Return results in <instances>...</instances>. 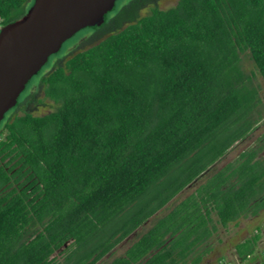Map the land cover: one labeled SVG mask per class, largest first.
I'll list each match as a JSON object with an SVG mask.
<instances>
[{"label":"trees","instance_id":"1","mask_svg":"<svg viewBox=\"0 0 264 264\" xmlns=\"http://www.w3.org/2000/svg\"><path fill=\"white\" fill-rule=\"evenodd\" d=\"M33 1L0 0V28ZM150 2L130 0L113 32L41 75L29 102L40 91L52 111L11 107L0 121V264H96L255 129L241 56L264 80V0H177L138 17ZM262 149L240 151L106 264H199L218 229L264 209ZM260 239L257 227L237 258L263 264Z\"/></svg>","mask_w":264,"mask_h":264},{"label":"water","instance_id":"2","mask_svg":"<svg viewBox=\"0 0 264 264\" xmlns=\"http://www.w3.org/2000/svg\"><path fill=\"white\" fill-rule=\"evenodd\" d=\"M126 1L34 0L22 17L1 27L0 121L55 57L72 49Z\"/></svg>","mask_w":264,"mask_h":264},{"label":"rangeland","instance_id":"3","mask_svg":"<svg viewBox=\"0 0 264 264\" xmlns=\"http://www.w3.org/2000/svg\"><path fill=\"white\" fill-rule=\"evenodd\" d=\"M127 0L111 17H109L103 24L94 29L91 33H89L84 39H82L78 44H76L72 49L82 50L86 49L97 42H99L103 37L113 32L110 30L114 26V19L119 16L121 9L129 2ZM177 0H159L155 7L158 9H166L168 7L173 6ZM153 7V6H152ZM150 11L149 7L141 10L138 14V17L144 16L148 14ZM126 25V23L124 24ZM98 36V37H97ZM95 37V38H94ZM72 49L64 53L59 57H55L50 67L41 75L45 74L53 64L65 57ZM242 68L246 74H249L252 77V84L257 89L258 99L260 104L258 106V110L251 113L250 115L246 114L245 122L249 120H254L255 117L261 113V118L258 123L255 125V129L243 140L234 144L228 152L224 155V157L220 160V162L213 165L210 171L207 173L209 175L216 172L221 166L225 163L233 160L240 151L246 149L250 146H263L262 154H264V80L255 72L252 67V64L247 55H242ZM41 75L35 80V82L29 87L28 92L37 86L38 81ZM27 92V93H28ZM26 93V94H27ZM25 94V95H26ZM24 95V96H25ZM23 96V97H24ZM22 97V98H23ZM21 98V99H22ZM55 107V104L43 97V94L39 91L33 102L30 103L25 110L29 111L33 115H43L50 111H52ZM16 113L19 114L20 111L16 110ZM248 115V116H247ZM203 183V179L200 178L196 182H194L189 187L182 190L179 194H177L171 201H169L161 210L157 211L146 224L138 228L135 232H133L127 239L123 240L119 243L111 253L103 256L96 264H106L112 258L120 256L123 254L125 249L130 246V244L135 241L148 227L156 221L157 218L163 216L177 201H180L182 198L193 192L199 184ZM259 227L261 229V239L258 244L257 251L261 256L262 262L264 264V209L260 211V213L255 217H249L246 219L240 220L236 225L229 226L226 230L218 229L217 233L210 239V241L206 245V249H209L199 264H217L218 259L224 258L229 264H247L246 262H241L234 250V245L243 240L245 237L251 235L255 229ZM54 256L57 260H60L61 255L55 253Z\"/></svg>","mask_w":264,"mask_h":264},{"label":"flooded vegetation","instance_id":"4","mask_svg":"<svg viewBox=\"0 0 264 264\" xmlns=\"http://www.w3.org/2000/svg\"><path fill=\"white\" fill-rule=\"evenodd\" d=\"M159 0H151V2L149 3V4H147V5H145V6H143L139 11H138V13L137 14H139V12L141 11V10H144L145 8H147V7H149V9L152 7V6H155L156 4H157V2H158ZM73 50V49H72ZM36 90V88L35 87H33L31 90H30V92H28L25 96H24V98L22 99V100H18L17 99V101H16V104L11 108L12 109V112L13 111H15V109L16 110H20L21 108H23V109H25L29 104H30V102H29V99L31 98V95H32V93L34 92ZM12 113L10 112V115H11ZM6 116V114L4 115V117Z\"/></svg>","mask_w":264,"mask_h":264},{"label":"built area","instance_id":"5","mask_svg":"<svg viewBox=\"0 0 264 264\" xmlns=\"http://www.w3.org/2000/svg\"><path fill=\"white\" fill-rule=\"evenodd\" d=\"M217 264H229L224 258H220L218 261H217Z\"/></svg>","mask_w":264,"mask_h":264},{"label":"crops","instance_id":"6","mask_svg":"<svg viewBox=\"0 0 264 264\" xmlns=\"http://www.w3.org/2000/svg\"><path fill=\"white\" fill-rule=\"evenodd\" d=\"M209 177H210L209 174H206L205 176H203V177H202V179H203V183H204V182L206 181V179H208ZM191 193H192V192H191ZM188 195H189V194H188ZM185 197H186V196H185ZM182 199H183V198H182ZM182 199H181V200H182ZM178 202H179V201H177L176 203H178ZM176 203H175V204H176Z\"/></svg>","mask_w":264,"mask_h":264}]
</instances>
